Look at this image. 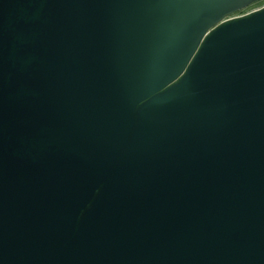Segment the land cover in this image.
<instances>
[{"label":"water","instance_id":"1","mask_svg":"<svg viewBox=\"0 0 264 264\" xmlns=\"http://www.w3.org/2000/svg\"><path fill=\"white\" fill-rule=\"evenodd\" d=\"M260 0H0V264H264Z\"/></svg>","mask_w":264,"mask_h":264},{"label":"rangeland","instance_id":"2","mask_svg":"<svg viewBox=\"0 0 264 264\" xmlns=\"http://www.w3.org/2000/svg\"><path fill=\"white\" fill-rule=\"evenodd\" d=\"M263 5H264V0H260V1L256 2V3L250 5L249 7H247L245 9L233 14L232 16H239V15H243V14L249 13V12H251L253 10H256V9L262 7Z\"/></svg>","mask_w":264,"mask_h":264},{"label":"built area","instance_id":"3","mask_svg":"<svg viewBox=\"0 0 264 264\" xmlns=\"http://www.w3.org/2000/svg\"><path fill=\"white\" fill-rule=\"evenodd\" d=\"M240 16V15H239ZM232 17H236V16H232Z\"/></svg>","mask_w":264,"mask_h":264},{"label":"trees","instance_id":"4","mask_svg":"<svg viewBox=\"0 0 264 264\" xmlns=\"http://www.w3.org/2000/svg\"><path fill=\"white\" fill-rule=\"evenodd\" d=\"M256 3V2H255ZM254 4V3H253Z\"/></svg>","mask_w":264,"mask_h":264}]
</instances>
